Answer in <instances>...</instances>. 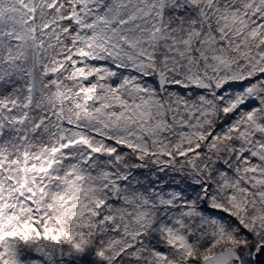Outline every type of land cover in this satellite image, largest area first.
<instances>
[{
  "label": "snow or ice",
  "instance_id": "1",
  "mask_svg": "<svg viewBox=\"0 0 264 264\" xmlns=\"http://www.w3.org/2000/svg\"><path fill=\"white\" fill-rule=\"evenodd\" d=\"M0 264H264V0H0Z\"/></svg>",
  "mask_w": 264,
  "mask_h": 264
}]
</instances>
